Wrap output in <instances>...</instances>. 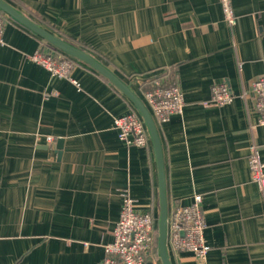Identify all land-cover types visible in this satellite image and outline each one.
Instances as JSON below:
<instances>
[{"label": "crops", "instance_id": "crops-1", "mask_svg": "<svg viewBox=\"0 0 264 264\" xmlns=\"http://www.w3.org/2000/svg\"><path fill=\"white\" fill-rule=\"evenodd\" d=\"M114 76L151 116L166 217L202 196L204 261L175 251L169 264H264V189L251 180L249 146L264 164L250 84L264 76V0H2ZM5 16L0 46V264H102L125 196L160 216L157 156L128 146L114 119L139 114L95 69ZM41 48L74 63L71 78L31 61ZM176 82L179 115L159 123L142 84ZM226 82L233 100L204 106ZM140 115V114H139ZM141 116V115H140ZM148 263L162 264L152 252Z\"/></svg>", "mask_w": 264, "mask_h": 264}, {"label": "built area", "instance_id": "built-area-1", "mask_svg": "<svg viewBox=\"0 0 264 264\" xmlns=\"http://www.w3.org/2000/svg\"><path fill=\"white\" fill-rule=\"evenodd\" d=\"M224 20L233 26L236 17L232 0H219ZM5 16L0 13V46L4 45L3 29ZM31 61L47 70L52 76L68 79L71 82V71L74 63L66 59L55 58L53 53L39 48ZM149 88L143 93L146 104L153 117L159 123L167 122L173 115L183 111L184 99L179 85L165 83L161 78L148 81ZM250 95L253 107L258 114L257 125L264 126V76L253 80L250 84ZM234 96L226 82L211 88V97L203 102L204 106L222 107L232 102ZM114 128L118 137L128 146L144 148L149 140V131L142 117L131 112L114 119ZM248 167L251 180L264 189V164L254 145L249 146ZM202 196L196 194L187 206L176 207L166 220V241L169 240L175 251L191 252L199 260L204 261L209 246L204 242L203 234L206 221L202 210ZM158 221L149 213L135 211L133 201L125 196L119 220L113 231V241L105 246V258L102 264H148L152 257L154 236Z\"/></svg>", "mask_w": 264, "mask_h": 264}, {"label": "water", "instance_id": "water-1", "mask_svg": "<svg viewBox=\"0 0 264 264\" xmlns=\"http://www.w3.org/2000/svg\"><path fill=\"white\" fill-rule=\"evenodd\" d=\"M0 11L7 14L9 17L13 18L30 31L34 32L53 46L57 47L59 50L63 51L64 53L81 60L82 62L86 63L93 69H95L98 73L108 79L112 84H114L119 90H121L134 104L136 109L138 110L139 114L141 115L144 123L149 131L151 139L153 141L156 156H157V164H158V171H159V184H160V216L158 221V233H159V241H158V249H159V257L162 264H169L166 252V202H165V195H164V182H163V175H162V161L160 156V149L158 145V138L156 134V128L154 122L141 104V102L126 88L122 83H120L114 76H112L109 72H107L100 64H98L95 60H93L90 56L82 52L81 50L71 46L70 44L54 37L50 33L46 32L42 28H40L35 23L28 20L26 17L22 16L18 12H16L13 8L8 6L5 2L0 0ZM151 264V263H148Z\"/></svg>", "mask_w": 264, "mask_h": 264}, {"label": "trees", "instance_id": "trees-1", "mask_svg": "<svg viewBox=\"0 0 264 264\" xmlns=\"http://www.w3.org/2000/svg\"><path fill=\"white\" fill-rule=\"evenodd\" d=\"M149 88V82L142 84V90L145 92ZM158 241H159V233H158V225L156 228V233L154 236V245H153V253L157 254L158 252Z\"/></svg>", "mask_w": 264, "mask_h": 264}]
</instances>
